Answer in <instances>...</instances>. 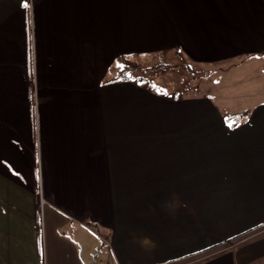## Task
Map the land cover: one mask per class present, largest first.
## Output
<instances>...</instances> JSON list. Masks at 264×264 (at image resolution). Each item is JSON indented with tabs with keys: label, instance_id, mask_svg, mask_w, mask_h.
I'll return each mask as SVG.
<instances>
[{
	"label": "crops",
	"instance_id": "1",
	"mask_svg": "<svg viewBox=\"0 0 264 264\" xmlns=\"http://www.w3.org/2000/svg\"><path fill=\"white\" fill-rule=\"evenodd\" d=\"M167 51L249 99L108 79ZM262 65L264 0H0V264H264L230 192L264 193Z\"/></svg>",
	"mask_w": 264,
	"mask_h": 264
},
{
	"label": "rangeland",
	"instance_id": "2",
	"mask_svg": "<svg viewBox=\"0 0 264 264\" xmlns=\"http://www.w3.org/2000/svg\"><path fill=\"white\" fill-rule=\"evenodd\" d=\"M131 61L133 64H139L145 68L142 70H136L133 75L146 79L147 81H152L154 84L155 82L161 83V85L165 86L164 90L169 93L177 90L192 93L202 92L209 94L212 98H217L218 100H223L224 98H228L231 101L236 100V104H238L236 106H240L243 105V102L241 103L240 99L247 101L249 99V88H254V84L248 86L249 83H252L250 73H253L254 71L248 70L250 66L249 64H246L247 62H245V64L240 63V67L227 71L224 66L195 64L189 58L177 51H167L150 54L148 56L132 57ZM262 68H264V65L261 66V69ZM234 75L243 76L244 78H241L242 81L237 84L230 86L233 81H227L228 79H226V77L233 78ZM257 75L258 81L264 87V71L261 70ZM243 179L244 178L238 177V180ZM252 186L254 185H250V187ZM261 186L264 187V185ZM232 187L233 189H231L230 192L235 198H237L234 200V203L238 204L236 209L241 212L239 215H242L240 216V225L236 227L243 229L256 222L264 221V193H261L259 190H256L254 193L252 192L254 189H249L247 184H241L239 182L237 184L234 183ZM258 187L260 186L255 185V188ZM254 195H256V198L252 200V196ZM240 197H245L246 201ZM248 199H251V201ZM218 202L219 201H214V203ZM223 211L225 212L224 214L213 216V218L215 220L229 219L231 216L226 214L228 209L225 208ZM254 233L264 235V226L258 230L255 229L251 233L249 232L242 235L238 239L247 238ZM227 234H229L227 230L215 234H212L209 230L208 239L210 241ZM80 258L81 260H84L82 255H80ZM97 264H106V261L101 258V260H98Z\"/></svg>",
	"mask_w": 264,
	"mask_h": 264
},
{
	"label": "trees",
	"instance_id": "3",
	"mask_svg": "<svg viewBox=\"0 0 264 264\" xmlns=\"http://www.w3.org/2000/svg\"><path fill=\"white\" fill-rule=\"evenodd\" d=\"M150 54L151 53H147L143 55H139V54H120L118 55L113 61L112 65L109 67V70H108L109 81L136 80V81H146V82H149V84H152L153 83L152 81H147L146 79H142L136 75H133L136 70H142L145 68H143L139 64H133L131 61L132 57H139V56H146V55L148 56Z\"/></svg>",
	"mask_w": 264,
	"mask_h": 264
},
{
	"label": "snow or ice",
	"instance_id": "4",
	"mask_svg": "<svg viewBox=\"0 0 264 264\" xmlns=\"http://www.w3.org/2000/svg\"><path fill=\"white\" fill-rule=\"evenodd\" d=\"M23 7L27 8V7H28V4H27V3H24V4H23ZM232 123H235V121H233ZM232 123L229 124V127L232 126Z\"/></svg>",
	"mask_w": 264,
	"mask_h": 264
}]
</instances>
